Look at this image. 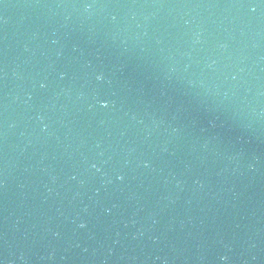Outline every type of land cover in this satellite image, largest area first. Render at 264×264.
<instances>
[{
    "label": "water",
    "instance_id": "obj_1",
    "mask_svg": "<svg viewBox=\"0 0 264 264\" xmlns=\"http://www.w3.org/2000/svg\"><path fill=\"white\" fill-rule=\"evenodd\" d=\"M0 264H264V0H0Z\"/></svg>",
    "mask_w": 264,
    "mask_h": 264
},
{
    "label": "clouds",
    "instance_id": "obj_2",
    "mask_svg": "<svg viewBox=\"0 0 264 264\" xmlns=\"http://www.w3.org/2000/svg\"><path fill=\"white\" fill-rule=\"evenodd\" d=\"M86 10H87V8H86ZM196 39L197 40L199 39V33L196 34ZM222 47H223V45H222ZM97 79H102V76H98ZM226 259H227V257H221V260H226Z\"/></svg>",
    "mask_w": 264,
    "mask_h": 264
}]
</instances>
